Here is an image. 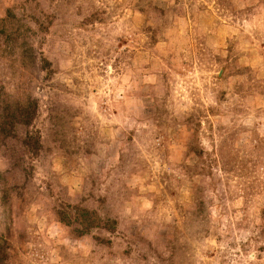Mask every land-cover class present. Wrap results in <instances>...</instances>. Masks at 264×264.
Wrapping results in <instances>:
<instances>
[{
  "label": "rangeland",
  "instance_id": "rangeland-1",
  "mask_svg": "<svg viewBox=\"0 0 264 264\" xmlns=\"http://www.w3.org/2000/svg\"><path fill=\"white\" fill-rule=\"evenodd\" d=\"M0 264H264V0H0Z\"/></svg>",
  "mask_w": 264,
  "mask_h": 264
}]
</instances>
